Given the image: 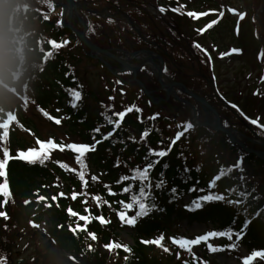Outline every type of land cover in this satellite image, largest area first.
Returning <instances> with one entry per match:
<instances>
[{
	"label": "trees",
	"instance_id": "obj_1",
	"mask_svg": "<svg viewBox=\"0 0 264 264\" xmlns=\"http://www.w3.org/2000/svg\"><path fill=\"white\" fill-rule=\"evenodd\" d=\"M1 1L3 0H0V2ZM109 1L110 0H78L82 5V11L84 13L83 19L89 26L90 38L92 37V39L94 38L99 41V37H103L101 45L105 48L110 46L106 44L107 22L104 20L100 22L98 17L94 16L91 10H84L83 7L90 6L94 9L106 8V6L110 4ZM123 1L125 4L128 3L129 5L138 4L137 0ZM8 2L10 3V9L12 7L14 15L19 17H16V19L10 23L4 24L0 31V37L5 39L7 45H10V40L16 35L14 27L23 30L25 35H27L26 63L24 65L23 79L29 82L32 101L45 109L51 104L54 109L59 110V108H66L65 98H70L69 90L81 89L77 66L82 56H87L86 52L81 45L78 47L79 42L71 31L59 24H55L54 20H45L38 12L39 10H30L22 16L14 7V5L18 3L17 0H8ZM138 8L142 9L141 7ZM128 16L135 22H145L149 24L146 20L142 19V15L134 16L133 13L129 12ZM35 21L40 23V33L49 34L50 38L56 40L58 43L65 41L66 38L71 39V44L72 42L74 43V41L75 43L73 45L65 44L58 49H50L48 41L40 36V33L37 31L30 29V24ZM109 24L113 26V32L109 33L110 37L118 43L123 42L120 39L121 34L133 28L130 26L127 29H123V27L119 28L116 23ZM149 26L150 31L146 37L134 32L129 33L135 35L139 40L141 48L151 49L162 55L166 64L167 71H165V75L167 78L177 79L184 76L182 73L183 66L179 65L174 53L171 52L174 47L180 46H171L170 44L168 45L165 40L157 39L156 30L150 24ZM40 39L43 41L40 42ZM11 46H14V44L12 43L10 47ZM114 46L117 49L126 48L121 44ZM42 49L43 51L51 50L53 52V55L49 57L46 62L43 61ZM11 56L15 57V55ZM146 77L148 78V82L152 85L150 88L156 89L159 86L148 72ZM189 86L196 91L202 92L207 97L221 113L222 120L225 124L240 129L249 137L253 135L252 129L254 128L251 124L242 117L236 115L225 103L221 102L213 95L211 83L202 80L198 75L191 74ZM84 88L85 99L78 108L81 113L72 121L68 120L65 124L72 136H76L84 141H89L93 138V135H95V137L99 136V134H94L92 132L93 128L100 126V134L106 132L107 122L101 115L100 109L95 113L89 111V101L100 103L102 100L99 97L97 98V95L91 91L90 87L84 86ZM171 103L177 102L170 101L169 103H162L161 107L149 109L145 116L148 119L156 113L159 114L161 110L166 109L168 106L167 104ZM109 104L112 107L115 106L114 102H110ZM176 109L180 108L177 107ZM145 116H142V122L138 121L137 114L128 116L123 127L116 135L118 142L112 143L108 141L106 144L102 145L95 154L89 156L91 162V165L89 164L90 168L88 167L89 173L92 175L93 171H98L104 174L102 180L96 182L91 181L90 174L87 176L90 191L101 192L107 195V190L104 187L105 184H109L115 191H119L120 186L117 185L115 181L118 180L121 175H131L130 169L137 165L143 167L146 162L144 157L149 147L156 150L168 147L173 137L171 130L176 128L175 121L166 115H158L154 120H147ZM20 119L23 121L22 125L24 128H29L30 124L25 116L21 114ZM78 119H80V122ZM145 129H150V134L141 141V133ZM259 134L263 135V132H259ZM132 138L135 139L133 140ZM10 139L12 146H23V141L17 130L14 129L13 133L10 135ZM238 157L242 158V168L244 171L241 172L239 169H232L229 171V166L234 165ZM117 159L120 161L119 167L114 166ZM149 159H155V157H150ZM164 165H167L166 169ZM220 166H223L224 174L217 182L218 191L224 192L225 189L228 188H236L237 191L246 189L250 193L246 202L243 197H237L236 193L233 192L232 196L229 198L240 199L242 202L239 205H228L225 202L216 201L210 203V206L206 207L200 216L189 215V217L193 219L203 217L204 220H215L219 217L215 214L221 213L226 216V219L221 218L222 225H228L234 221L233 226L238 223L240 224L244 217L251 218V240L247 245L249 247H254L264 244V240L256 238L258 230H264V208H262L264 206V160L258 158L255 154H249L241 150L238 146L231 145L226 136L222 133H214L203 127H194L181 137L178 144L171 147L169 154L165 156L150 173L153 181L154 201H157L155 202L156 205L162 204L165 208L164 212L171 217L179 210V208H176L175 203L171 204L172 200L176 199L178 196L187 194L189 192L188 189L193 185H196L197 188H206V184L213 175L218 173ZM185 167L189 168L190 171L185 173ZM197 168H199V171L196 170ZM162 171L166 183L161 189L157 190L154 185L160 178L159 174ZM54 173H57V175H53ZM35 175L47 177L46 179L62 176L68 180L70 185L77 188L81 186L75 173L69 170H63L61 167H56L54 158L47 159V163L43 164L42 167H28L23 163L13 162L9 168V180L11 181V187L15 196L29 198L32 195V190H30V188L33 187V184H31V181H34L32 176ZM241 175L245 177L243 181L239 179ZM197 181H199L198 184ZM124 183H131V181H126ZM138 185L139 181L136 182V187H138ZM174 186L177 189V193L173 196L170 189ZM135 190L136 188H134V191ZM127 196L128 194H124L115 197L109 196V198L111 200L124 199L127 201ZM35 205L36 203L33 202L32 205H26L24 207L26 216H31ZM103 207V213L106 217H112V222H110L109 226L104 230L97 225L94 227V230L101 235L102 242H107L109 238L117 235L119 227L115 221V211H113L112 208L109 209L108 206ZM180 210L184 212L182 209ZM45 212H48L47 214L51 216L55 222L54 225L64 224L65 222L69 223V218L63 209L62 211L53 209L50 211L46 210ZM257 212H259V215H256ZM113 221L115 222L113 223ZM159 222L161 224L160 220ZM158 228H145L143 233L148 235L150 231ZM53 234L60 238L61 247L63 249L70 251L75 247L77 253L81 251L77 240L70 236L67 237L65 227H62L60 230L54 228ZM89 254L91 255L89 258L84 259V262L92 263L102 260L101 252H89L87 256ZM121 261H116V264H122ZM187 262L188 264H194L192 258ZM124 264H184V261L180 263L173 262L171 253L160 251L154 247L141 245L138 240H136L134 255H131Z\"/></svg>",
	"mask_w": 264,
	"mask_h": 264
},
{
	"label": "snow or ice",
	"instance_id": "obj_2",
	"mask_svg": "<svg viewBox=\"0 0 264 264\" xmlns=\"http://www.w3.org/2000/svg\"><path fill=\"white\" fill-rule=\"evenodd\" d=\"M49 8H53V3H48ZM185 7L184 4L178 3L176 7H169L166 8L164 5L158 6V11L160 13H165L166 11H172L176 13H181V10ZM216 10L212 9L209 11H187L186 14L188 17H192L195 19H198L200 17L206 16L209 14V12H214ZM229 12L236 15L239 19H243L245 16L244 12L238 11L235 8H229ZM224 11H219V17H223ZM44 19L47 20L48 16L44 15ZM109 23L112 22L111 18H109ZM59 23V21H58ZM217 23V20L210 21L207 25L204 26V28L198 29L197 31L200 33H203L205 29L211 28L214 24ZM68 41H62L57 42L54 39L48 40V44L50 45V49H58L62 47L63 45L67 44ZM194 47L201 48V51L205 54L208 61L211 62V55L208 53L207 49L202 48L199 44L193 45ZM43 51V49H42ZM241 49L239 48H231L228 52H221L220 56L223 57L225 55H230L232 53H239ZM53 55V52L51 50L43 51V60L44 62L47 61L49 57ZM264 57V52H261L258 54V58ZM164 71H167L166 68L163 69ZM264 79V78H262ZM117 84L122 83V81L117 80ZM121 92L123 93V89H121ZM69 94L72 97V107H76V102L80 100L81 98V92L77 89H70ZM109 99H114L113 97H109ZM24 108L27 109V105L29 103V97L26 95L24 99L21 101ZM107 110L111 112V115H105L104 113H101V115L104 117V120L107 122L108 125H111V130L107 133H104L100 136V139H96L95 135H93V143H87V142H71L65 144L63 141L57 143L54 138L49 137L46 140H41L39 138L36 139V146L29 147L26 150H17L16 154L13 155L10 152L9 148V141H10V127L14 123H18L17 115L15 114L14 110L7 111L6 118H0V153H2V158H0V178H3L0 180V197L3 199H0V206L3 204H6L8 202V198L11 196V190H10V184L8 180V171L7 166L9 165V162L12 160H22L28 163H36L41 162L43 163L45 160L49 159L52 152L59 150L61 152L65 150H69L75 154V163L78 165L77 168H71L67 163H63L60 161H57V163L60 165L61 168L67 169L73 173L76 174L78 177L80 183H81V192H76L73 190L71 192V198L72 200H76L78 196H83L84 199L81 201L82 204L87 205L88 203V197L89 193L86 191L88 186V180L86 177L89 175V168L88 164L86 162V154L90 152H94L96 150V146L100 143H102L104 140L109 139L113 136L114 132L120 127L124 117L127 113L132 112L135 110L136 112H141L142 110L136 107L135 105L129 106L125 108L122 111L115 112L112 111V106H106ZM233 108H237V105L232 104ZM41 112L45 117L48 119L54 120L56 124H60L63 117L57 118L51 116L48 112L44 111L43 109H40ZM59 111V110H57ZM159 114L156 113L153 116L149 117L148 119L154 120L156 116ZM247 118V117H246ZM138 120H141L140 117H138ZM259 117L256 119H251L250 122L253 125H257L258 127L264 129V124H259ZM142 122V120H141ZM21 128H23V125H20ZM195 127V122L192 120L181 122L177 125L178 129H182V131H177L175 134V137L171 139V143L168 145L167 148H161L159 150L153 149L151 147L148 148L147 154L144 157V160L146 161L143 167L137 165L136 167L130 169L131 175L124 174L121 175L118 180L115 181L117 185L120 186L119 191H115L111 185L105 184L104 187L107 190V195L109 196H118V195H124L128 194L127 201L124 199L116 200V201H109L107 199H104L102 195L100 194H94L91 195V199L93 202H95V205L97 208H102L103 206H108L109 209L112 207V203L118 204L119 210L116 211V215L119 219V221L122 224L126 225H135L137 222V219L139 217L148 215L150 211L157 208L156 203L154 202V194H153V181L150 176V173L154 170L157 164L160 163V160L167 156L169 152L171 151V147L176 143V141L180 140L181 137L188 132L189 130L193 129ZM92 132L94 134L101 132V127L97 126L92 129ZM150 134V129H145L140 137V140L143 141L148 135ZM133 140L135 138H132ZM150 157H155V159H149ZM115 167L120 166V161L117 159ZM164 168H167V165H164ZM232 169H239L241 172H243L242 168V159H239L236 161L234 165L229 166V171ZM199 171V168L196 169ZM190 169L185 167L184 172H189ZM224 174V168L221 166L219 173L214 175L207 184V191L203 188H197L196 185H193L191 188L188 189L189 192L198 191L201 193H205L203 195H199L196 198H194L190 205H185L186 209L188 210H194L199 209L203 206L204 203L207 202H225L228 205H239L242 201L240 199H231L229 197L232 196L233 192L236 193L237 197H243L244 201L246 202L248 196L250 193L245 189L243 191H237L236 188H228L225 189L224 192H216L213 191V189L217 186V181L221 179L222 175ZM159 179L155 182V189L159 190L161 189L166 181L164 180V173L163 171L159 174ZM91 181L96 182L99 180V177L95 174H92L90 177ZM241 181L245 179L243 175L239 177ZM126 181H131V183H124ZM139 181L138 187H136V182ZM199 181H197V184ZM134 188L136 190L134 191ZM170 192L173 194V196L177 193L176 187H172L170 189ZM59 196L63 197L65 193L60 192L58 193ZM46 198L44 196H38V200H45ZM52 201L57 200V195H53L51 197ZM171 202V201H170ZM29 201H25V204H28ZM45 207H50L49 204H45ZM130 211H134L133 215H129L128 213ZM67 212L71 217L77 218L76 226L73 227L71 224L68 225L69 230H71L74 234L79 231H86L87 235L95 241L97 239V236L94 232H88L87 226L91 221L94 219L98 221L101 225H106L110 223L111 221L106 219L105 216L101 213L99 215L93 216L90 213V210L88 207L84 208V212L87 214H80L77 211H74L70 206L67 208ZM256 215H259V212L256 213ZM0 217H3L4 219H8L7 213L4 211H0ZM79 221H83L84 224L81 225ZM29 223L35 227L40 228L41 225L35 223L34 221H29ZM251 223L250 219H246L244 221V224L242 227L236 231L233 228L229 227L223 230H210L206 231L203 234L196 235L194 238H187L184 236H170L168 239L171 241V243L175 246H177L181 250H185L186 252H192L193 246L200 245L202 242L206 245L207 250L209 253H215L217 251H224L225 249L234 250L238 246V241L243 237V235L246 232L248 224ZM7 227V226H5ZM58 227H63V225H58ZM233 236L236 237V241L224 244V245H217L213 244L210 241L214 239H218L221 237L226 238L229 241H232ZM164 234L161 233L158 237L152 239V240H142L141 242L144 244H155L159 247L163 248L164 252H169V248L165 247L162 243L164 240ZM89 250H92V245L89 244L88 246ZM106 249L109 251H113L114 249H122L126 253H131L132 249L128 246V244H122L118 241L111 240L108 243L104 245ZM177 259L180 258V253H176ZM127 256L125 257V260H127ZM72 259H75L72 257ZM196 257L193 254V260L195 261ZM241 259V264H256L257 261L261 262V264H264V249H253L248 254L244 255ZM6 260V257H0V264H4V261ZM184 264H188L187 261H184ZM201 264H207L206 261H202Z\"/></svg>",
	"mask_w": 264,
	"mask_h": 264
},
{
	"label": "rangeland",
	"instance_id": "obj_3",
	"mask_svg": "<svg viewBox=\"0 0 264 264\" xmlns=\"http://www.w3.org/2000/svg\"><path fill=\"white\" fill-rule=\"evenodd\" d=\"M190 4L193 5L194 8H201L206 9L209 7H213L214 5L224 4L226 11L229 8H235L238 11L243 12L242 10L249 9L250 0H210V2H203L202 5L196 6V0H190ZM220 8V7H218ZM229 12V11H228ZM253 16L251 13L248 18L244 21L242 35L239 38H236L237 42L234 40L232 27L233 23L235 22L236 18L233 17V14L224 19V21L213 31L210 32L208 36H205L200 42L203 46L208 48L213 54L216 52H221L227 49L229 46H240L242 49L245 50V55L242 57L238 56H230L227 60L220 61L216 60V67H215V74L218 77V81L220 83V88L225 96L229 98L231 101H237L240 103L244 108L248 109V113L250 116H259L261 115L264 118V89L263 86L260 84L259 76L262 69L264 70V57L258 58V54L264 52L262 46L259 43V40L256 38L255 34L257 33V25L254 27L249 28L250 18ZM187 22V21H185ZM183 33L187 37L191 34H194L193 24L191 23H184ZM247 36V38H246ZM218 47L219 50H213V47ZM0 49L3 51L0 52V62H5L6 66H11L10 59L8 57V52L4 50V43L0 39ZM254 55V60H252V56ZM83 63L80 66V76L83 80H89L94 84V86H103L104 83L109 85L108 82L105 80H101L97 77L99 73L97 69H92L93 62H90L88 59L83 58ZM258 62V63H257ZM98 72V73H96ZM110 86V85H109ZM257 88V91H260L259 96H252V90ZM109 93H112L109 90ZM134 93L130 94V97L133 96ZM251 96V98H250ZM248 100H250L251 105H248ZM253 109V110H252ZM160 113L166 115L168 117H172L168 114L167 110H161ZM35 114V113H33ZM37 118V129L38 132L44 136L53 132V130L49 127V125L45 124L40 117L35 115ZM259 116V117H261ZM261 117V118H262ZM63 130L59 129L58 132L55 131L54 134L56 136H62ZM4 222L3 217H0V225ZM21 223V222H20ZM24 225V222H23ZM180 225V226H179ZM211 228H216V225L212 224H194L190 227L186 225L185 222L178 224V227H174L176 232L179 234L187 235V236H196L199 234H203L204 232L210 230ZM30 231V228H28ZM23 231V230H21ZM131 232H128V234ZM16 231L13 233V236L16 235ZM127 233L121 234V238L126 243H130L129 239H127ZM16 238L19 243V250L23 247H28V244L17 234ZM221 238L214 239L210 241L213 244L220 245ZM33 249V247H29ZM32 251V250H31ZM209 253V252H208ZM32 255V254H31ZM210 258L215 259L219 264H240L233 256H229L225 254L224 251H217L215 253H209ZM19 256L15 258L16 262ZM43 262V261H42ZM41 262V263H42ZM40 263V264H41ZM47 264H67L64 256L62 253L59 252L58 249L56 251L53 250V254L50 255L49 260L46 262Z\"/></svg>",
	"mask_w": 264,
	"mask_h": 264
},
{
	"label": "water",
	"instance_id": "obj_4",
	"mask_svg": "<svg viewBox=\"0 0 264 264\" xmlns=\"http://www.w3.org/2000/svg\"><path fill=\"white\" fill-rule=\"evenodd\" d=\"M67 8H68V11H69V15H68V25L69 27L70 26V23H71V17H72V14L73 12H76L77 13V9H76V6L74 4V2L72 0H67ZM80 38L83 40L84 43H86L92 51H99L95 46H93L92 44H90L85 38H84V35L83 34H80L78 33ZM122 64L125 65L124 61L121 60V59H118ZM159 80L161 81L162 80V76H161V73L159 74ZM170 85H176V84H170ZM169 85V86H170ZM198 100H200L201 102H203L215 115V120L214 122L210 125L214 130L216 131H223L225 132L233 142H236L237 139L234 137L232 131H229V130H226L224 129L221 124H220V119H219V116L216 114V112L211 108V106H209L208 104H206L203 100L197 98ZM258 155H261L260 153H258Z\"/></svg>",
	"mask_w": 264,
	"mask_h": 264
}]
</instances>
